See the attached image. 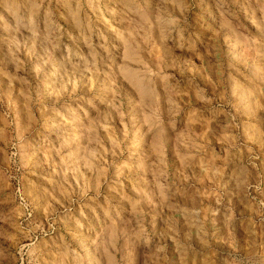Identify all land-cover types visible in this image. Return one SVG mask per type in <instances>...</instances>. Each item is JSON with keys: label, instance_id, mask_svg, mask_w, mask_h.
Instances as JSON below:
<instances>
[{"label": "rangeland", "instance_id": "rangeland-1", "mask_svg": "<svg viewBox=\"0 0 264 264\" xmlns=\"http://www.w3.org/2000/svg\"><path fill=\"white\" fill-rule=\"evenodd\" d=\"M0 264H264V0H0Z\"/></svg>", "mask_w": 264, "mask_h": 264}]
</instances>
